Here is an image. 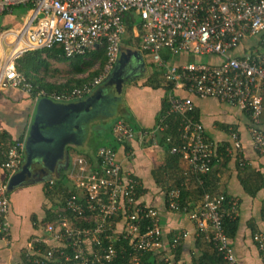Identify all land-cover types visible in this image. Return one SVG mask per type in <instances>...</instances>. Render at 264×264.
Masks as SVG:
<instances>
[{
    "label": "built area",
    "instance_id": "obj_1",
    "mask_svg": "<svg viewBox=\"0 0 264 264\" xmlns=\"http://www.w3.org/2000/svg\"><path fill=\"white\" fill-rule=\"evenodd\" d=\"M18 8L25 11L23 24L0 30V92L20 89L36 100L46 97L55 103L90 94L121 54L124 17L134 13L141 21L140 27L135 26L141 49L163 70L165 80L174 84L168 114L181 117L184 143L172 153L181 156L191 174L202 183L200 177L213 169L215 145L206 139L203 125L194 120L195 104L190 96L215 98L248 114L252 147L264 156V0H0V16L11 15ZM248 39L255 44L236 54ZM100 45L106 46L108 56L104 73L67 95L39 91L15 66L26 52L60 48L65 57L73 58ZM164 53L171 59L182 55L214 57L220 63L175 64L166 60ZM179 90L188 96L176 95ZM112 133L122 144L137 135L123 121L114 124ZM231 141L227 152L236 156L242 151L239 134L232 132ZM23 148V142L11 145L0 168L15 174L22 165ZM236 157L240 164L246 163L242 156ZM96 159L93 166L77 157L67 177L76 194L66 201L64 211L83 217L89 225H73L59 214L57 226L46 223L44 234L31 239L25 253L28 263L111 264L126 251L122 242L116 245L119 241L129 244L126 264H140L145 253L165 251L160 212L137 197L140 181L124 173L114 149L100 147ZM49 184L51 189L54 181ZM179 196L178 190L171 191L167 207L187 215L197 234L215 245L225 264H238L223 226L226 219L239 217L238 202L223 194L206 193L195 210L181 211ZM9 212V183L0 180V246L11 236ZM188 237L187 231L172 237L166 264H181L174 262L172 252ZM253 241L264 261V234H254Z\"/></svg>",
    "mask_w": 264,
    "mask_h": 264
},
{
    "label": "crops",
    "instance_id": "obj_2",
    "mask_svg": "<svg viewBox=\"0 0 264 264\" xmlns=\"http://www.w3.org/2000/svg\"><path fill=\"white\" fill-rule=\"evenodd\" d=\"M22 8H18L11 15H4L0 23V30L5 28L20 27L25 18ZM25 12V11H24ZM131 40L124 35L122 40V52L116 59L112 68L106 73L103 82L93 89L86 97L74 99L68 102L55 103L59 110H53L47 103H40L28 96L20 89H6L0 92V135L6 133L11 140H22L24 148L22 152V165L29 156L27 140L30 126L33 121L46 127L41 137L48 138L53 143H48L50 160H55V173L47 176L38 173L22 179L10 192L11 236L8 242L0 246V264H21L24 254L29 248L31 239L44 234L42 224L46 218L44 207L55 209V204L45 195V185L50 181L54 183L62 176L69 177L72 163L77 157L85 156L93 158L96 165L97 151L100 147L114 143L111 133L113 125L117 121L127 119L133 129L137 131L135 140L121 145L117 149L118 160L125 174H129L141 183V195L139 200L159 210L161 226L163 228L166 249L161 253L170 256L168 246L171 238L179 231L189 232V237L183 242L179 255L181 264H194V260L200 256L197 249V239L200 237L194 223L187 215L171 211L167 207L165 193L157 186L152 176L154 169L167 163L165 150L150 141L152 132L155 131L157 116L162 110L166 91L163 88L154 89L147 85L149 79L155 77L157 65L151 57L141 49L138 38V29L134 28ZM138 39V41H137ZM255 44L253 39L245 40L236 54L247 51ZM208 58L207 63L219 64L217 58ZM175 64L191 62L190 56L182 55L171 59ZM192 63V62H191ZM98 66L96 64L95 68ZM117 68V72H113ZM126 74L119 101H114L116 106L106 116H99L112 99L113 89L110 83L115 77ZM176 95L186 97L184 91H176ZM195 104V110L199 115V122L203 125L206 136L214 145H231L232 129L236 128L239 134L242 151L236 156H242L246 161V167L252 171L260 172L264 176V156L258 154L252 147V141L248 129L250 120L247 114L238 107L222 102L215 98L200 99L190 96ZM96 98V99H95ZM82 107L80 115L72 114L67 117L66 112L71 111V106ZM97 116V117H96ZM84 124L79 129L84 131L82 140H73L78 132L77 119ZM107 126V133L102 129ZM264 128V116L262 117ZM147 136H144L146 135ZM106 141V144H103ZM57 145L58 148H55ZM229 154V153H228ZM234 156L235 154L232 153ZM71 155H73L71 157ZM231 160L224 161L223 157H217L211 174L208 177V186L211 191L223 194L235 199L239 204V227L237 234L231 240L238 264H264L261 255L253 241V229L256 233L264 234V222L261 219V210L264 203V188L255 197L249 196L241 184V169L238 167L237 157L229 154ZM69 157V161H67ZM216 157V156H215ZM183 168L186 164L183 162ZM1 166V165H0ZM171 166V165H170ZM20 169L16 172L18 173ZM57 167V168H56ZM172 165L170 170L173 171ZM94 168V167H93ZM15 173V174H16ZM15 174L6 172L0 168V180L9 181ZM70 180V179H69ZM68 178L66 185L74 186ZM55 198L54 202H57ZM158 253V254H159ZM176 257L175 251L172 252Z\"/></svg>",
    "mask_w": 264,
    "mask_h": 264
},
{
    "label": "trees",
    "instance_id": "obj_3",
    "mask_svg": "<svg viewBox=\"0 0 264 264\" xmlns=\"http://www.w3.org/2000/svg\"><path fill=\"white\" fill-rule=\"evenodd\" d=\"M124 23L126 26L125 35L126 37L128 36L127 40H131L132 36L134 35L133 31L135 26L140 27L141 21L136 14L128 13L124 17ZM139 42H141L140 39ZM163 56L166 60H171L170 56L167 53H164ZM51 61H54L57 65L59 64L62 65V67L65 66V68H68V70H66L67 72L63 74L65 75L63 81L53 83L47 80V77H55L63 72L62 69L60 70V68L56 67L55 64H53V62ZM96 64H98V66L95 68ZM107 64L108 56L106 46L101 45L91 50L90 52L85 53L84 55L76 56L73 58L65 57L61 49L56 48L53 50L26 52L18 60L15 61V66L18 72L23 74L35 88H38L39 91L44 90L47 92V94L54 93L57 95L70 94L75 89H80L83 86L91 83L95 78L104 73ZM156 69L157 70H155V77L149 79L147 85L151 86L154 89L163 88L166 91V96L164 104L162 106V110L157 116L155 127V130H157V132L154 135V138H150V141L152 143L155 142L165 150V152L167 153V163L166 165H161L154 169L152 172V176L157 186L161 188V190L165 193L166 203L168 194L173 190H178L180 192V196L178 199L180 210L193 211L201 203L206 193H214L209 189L208 186V177L211 174L212 170L209 174L200 177L202 181V183H200L199 178L191 174L188 164L181 158V156L172 153L173 148L179 147L184 143L181 133L182 119L176 114H168L169 95L174 89V84L168 83L165 80L163 70L159 68ZM86 96L87 95H85L84 97ZM193 118L195 121L199 122V115L196 110L193 113ZM125 121L129 123L127 119H125ZM134 130L137 131L135 128ZM232 131L236 132V128L232 129ZM206 139H208L207 136ZM114 141V143L109 142V144H107L105 147H110L117 151L119 146L126 145L127 149H130V147L127 146V143H118L115 139ZM15 142L17 141L11 140V138L6 133H2L0 135V165L5 162V153L7 149ZM18 142H22V140L20 139L18 140ZM228 147V144L215 145L216 157L213 160V166L218 156L223 157L224 161L231 160V156L227 152ZM85 157L88 159L91 165L95 164L93 158H89L87 156ZM183 162L186 164V168H183ZM170 165H177L178 167H173V171H171ZM246 166V163L242 165L238 162V167L242 170L241 184L249 196L255 197L259 193V191L264 188V176L260 172L252 171ZM65 180H67V176H62L53 184L51 189L49 183L45 185V195L47 198L51 199L56 208L48 209L44 207L47 216L42 224L44 225L46 223H51L57 226L59 224V219L57 216L59 214H62L63 216L68 217L73 225H89L83 217H78L75 214L64 211L66 201L72 195L76 194L75 187L67 186ZM140 188L137 191V197L141 195L142 189ZM214 194L218 195L217 193ZM55 198H58L57 202H54ZM261 219L264 222V203L261 210ZM223 226L225 233L227 234L231 242V240H233L237 234V230L239 227V217L235 220L226 219L223 223ZM255 231L256 230L253 229L254 234ZM199 236L200 237L197 239L196 246L200 251V256L196 259H193L194 264H225L222 256L217 252L215 245L211 243V241L207 240L206 236ZM121 242L125 246L126 251L120 254L119 257L111 264L127 263L130 254L129 244L126 241H119L118 243H116V245L121 244ZM171 242L172 238L170 240V243ZM42 249L47 250V248ZM180 251L181 247L175 250L176 257L173 259L174 262H179ZM165 256V252L158 254L157 252L151 251L144 254L140 264H166ZM27 261L28 260L25 259L24 254L21 264H30Z\"/></svg>",
    "mask_w": 264,
    "mask_h": 264
},
{
    "label": "water",
    "instance_id": "obj_4",
    "mask_svg": "<svg viewBox=\"0 0 264 264\" xmlns=\"http://www.w3.org/2000/svg\"><path fill=\"white\" fill-rule=\"evenodd\" d=\"M125 75L126 74L124 73L118 75V77H115L113 81L110 83V86L113 89L112 92L113 101H111L108 105H106L105 108L99 113L105 112L108 114L111 112L112 109H114V106H116L115 104L116 101H119L120 99V95H121L120 93L123 87V82L126 77ZM37 101H39L40 103L44 102L49 104V106H51L53 110H59L57 105L46 97H39ZM69 109L71 111H69L68 113L66 112L67 117L75 113L77 115H80L79 113H82L80 111L82 107H78L77 105L71 106ZM99 113H97V115ZM45 129L46 127L39 125L37 121H33V125L30 126L29 138L26 143L29 156L26 159L25 164L21 167V170L18 173H16L13 176V178H11V180L9 181V192L16 185H18L22 179H24L27 176H31L32 174L35 173L44 176H47V174L50 175L55 173L56 169L54 165H56L57 163L55 164V160H50V158H48L49 148L47 149L48 143H53V141L48 138L41 137V133ZM55 146L56 147L55 148L53 147L51 150H55L56 148H58L57 145ZM66 159L67 161H69V157H67Z\"/></svg>",
    "mask_w": 264,
    "mask_h": 264
},
{
    "label": "rangeland",
    "instance_id": "obj_5",
    "mask_svg": "<svg viewBox=\"0 0 264 264\" xmlns=\"http://www.w3.org/2000/svg\"><path fill=\"white\" fill-rule=\"evenodd\" d=\"M24 11H22V14L24 15ZM1 21H2V17L0 16V23H1ZM191 58V62L192 63H197V64H207V62H208V58L207 57H197V56H191L190 57ZM51 62H53V64H55V66L56 67H59L60 68V70L62 69V73H60V74H58L57 76H55V77H47V80L48 81H50V82H61V81H63V79H64V77H65V75H63V74H65L67 71L66 70H68V68L66 67L65 68V66H63L62 67V65H57L54 61H51ZM52 72V71H51ZM50 72V73H51ZM43 75H44V73H43ZM42 75V76H43ZM63 75V76H62ZM77 114H75V116H76ZM107 115V113H99V116H106ZM97 117V116H96ZM77 120V125H76V129H77V133L74 135V137H73V140H82V138H84V131L82 132L81 131V129H79V127H80V125H82L83 123L81 122L82 120H79L78 118H76ZM84 125V124H83ZM107 126L108 125H104L103 126V130L105 131V134L107 133ZM103 144H106V141H103ZM73 155H71V157H72Z\"/></svg>",
    "mask_w": 264,
    "mask_h": 264
},
{
    "label": "flooded vegetation",
    "instance_id": "obj_6",
    "mask_svg": "<svg viewBox=\"0 0 264 264\" xmlns=\"http://www.w3.org/2000/svg\"><path fill=\"white\" fill-rule=\"evenodd\" d=\"M118 70H117V68H113V71H112V74H114L113 72H117ZM117 74H118V72H117ZM96 99V98H95Z\"/></svg>",
    "mask_w": 264,
    "mask_h": 264
}]
</instances>
